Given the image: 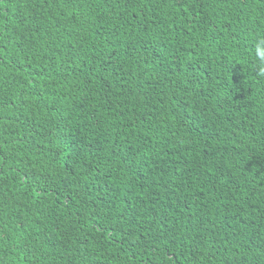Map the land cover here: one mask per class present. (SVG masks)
<instances>
[{"label":"trees","instance_id":"obj_1","mask_svg":"<svg viewBox=\"0 0 264 264\" xmlns=\"http://www.w3.org/2000/svg\"><path fill=\"white\" fill-rule=\"evenodd\" d=\"M264 0H0V264H264Z\"/></svg>","mask_w":264,"mask_h":264},{"label":"clouds","instance_id":"obj_2","mask_svg":"<svg viewBox=\"0 0 264 264\" xmlns=\"http://www.w3.org/2000/svg\"><path fill=\"white\" fill-rule=\"evenodd\" d=\"M255 51L258 58V75L264 77V37H261L257 40Z\"/></svg>","mask_w":264,"mask_h":264}]
</instances>
